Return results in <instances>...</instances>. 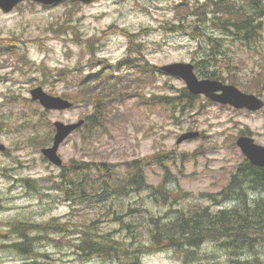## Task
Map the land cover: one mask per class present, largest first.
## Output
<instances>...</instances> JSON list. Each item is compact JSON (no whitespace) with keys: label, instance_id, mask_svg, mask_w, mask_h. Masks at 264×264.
Returning a JSON list of instances; mask_svg holds the SVG:
<instances>
[{"label":"rangeland","instance_id":"374dc122","mask_svg":"<svg viewBox=\"0 0 264 264\" xmlns=\"http://www.w3.org/2000/svg\"><path fill=\"white\" fill-rule=\"evenodd\" d=\"M207 3L101 0L90 5L67 1L44 7L24 2L11 13L0 10V146L5 148L0 151V264L26 262L10 247L22 241L15 232L20 222H24L22 227L30 226L25 229L67 223L77 232L80 223L100 217L112 205L111 199L106 205H97V200H71L57 189L56 182L64 170L68 171L72 160L107 163L121 173L124 161L149 162L145 175L152 188L128 199L120 198L124 207L117 208L125 220L137 224L130 231L145 230L141 222L149 225L155 217L166 221L175 210L222 208L201 196L219 194L228 186L245 158L236 145L239 136L252 137L264 146V108L257 112L238 110L196 96L194 109L188 103L170 109L158 105L157 96L180 97L182 90H188L186 84L167 74L156 73L153 77L137 69L143 62L157 68L188 62L195 65L199 79L205 80L196 65L207 60L211 63L203 64L205 70L219 72L224 79L221 82L264 101V18L256 22L260 24L257 40L234 37L241 35L222 30L221 25H200L201 33L220 40V54L199 31L172 29L179 23L194 24V20L211 17ZM102 67L118 84L121 97L104 104L108 120L103 121V127L86 122L68 137L58 152L63 160V167L58 168L41 150L53 143L54 122L77 123L94 114L92 102L99 97L98 92L78 91V85L86 83L90 75L97 78L94 76ZM40 86L52 96L74 102L75 107L44 110L30 95ZM189 133L198 136L177 144L182 135ZM156 159H161L165 167L159 166ZM26 180H31L33 189L27 187ZM92 192L89 188L86 197ZM103 226L118 228L110 221ZM129 234L125 229L118 235L130 241ZM30 236L36 239L44 233L32 228ZM47 236L49 239L36 243V248L49 253L52 263L122 264L110 258L81 260L70 244L77 235L66 233L62 239L49 232ZM147 242L145 237L139 245ZM258 250L264 259V248ZM196 253L203 264L226 263L231 258L228 252L212 245H204ZM131 255L142 264H183L174 254L157 248L146 255L144 247L133 249ZM252 258L253 254H245L240 260Z\"/></svg>","mask_w":264,"mask_h":264},{"label":"trees","instance_id":"16d2710c","mask_svg":"<svg viewBox=\"0 0 264 264\" xmlns=\"http://www.w3.org/2000/svg\"><path fill=\"white\" fill-rule=\"evenodd\" d=\"M205 7L211 17L204 16L202 20H194L192 21L194 24L179 23L172 29L199 31V34L211 41L212 50L216 54L221 53L220 40L205 36L206 34L200 31V25L209 26L210 23L216 26L221 25L222 30L231 32L233 35H241L234 37L257 40L256 33L257 28L260 29V24H256V22L264 18L263 0H243L241 3L239 0H208ZM192 14L195 15L194 12ZM126 62L129 63L130 60ZM204 63L210 64L211 62L201 60L196 65L201 76L224 82L219 72L205 70ZM137 69L141 73H149L151 76L156 73L163 74L159 68L147 62H143ZM94 77L97 78L92 79L91 75L88 76L86 83L78 85V91L87 92L92 89L98 92L99 97L92 102L94 114L87 116L86 120L89 126L101 128L103 121L108 120L104 112L106 111L104 104L121 97L119 94L121 92L118 91V84L111 81L110 72H104L103 67ZM232 83L236 84V82ZM182 93V96L175 98L159 95L156 102L158 105H165L170 109H173L174 105L182 107L184 103H188L189 108L194 109V101L198 98L191 95L186 89L182 90ZM173 99L178 102L173 104L171 102ZM124 162L125 169L121 173L120 170L113 169L107 163L72 160L68 171L64 170L60 181L56 182L57 189L63 190L71 200L89 203L97 200V205H106L105 202L111 199L112 205L103 210L100 217L80 223L81 228L77 232L71 230L67 223L52 222L47 225L32 226L37 231L42 230L44 233V236H37L35 239L30 236L32 228L25 229L30 226L22 227L24 222H20L15 226L17 228L15 232L22 241L10 245V247L14 248L26 261L22 264H55L51 262L54 259L50 257L49 253L36 248V243L42 239H49L47 236L49 232L59 235L62 239H65L66 233L71 236L77 235L75 241L70 242L74 249L73 253L77 254L81 260L86 261L110 258L122 264H142L131 253L133 249L140 251L144 247L145 255L157 248L174 254L183 264L192 262L203 264L198 262L195 251L204 245H212L217 250L228 252L231 258L226 263L208 264H264L262 254L258 250V247L264 248V168L254 166L244 158L237 166L235 173L232 174L228 186L221 193L201 196V199L210 202L213 206L222 207L221 209L211 211L208 207H201L193 210H175L166 221L155 217L151 219L149 225L141 222L145 230L130 231L137 224L128 222L125 220V215L118 212L120 211L117 209L118 207H124L120 198H131L136 193L141 194L152 187L147 183L145 175V167L149 162H146L145 159ZM161 162V159H156L159 166L165 167L164 162ZM30 182L31 180L25 181L27 187L33 189ZM89 188L93 192L89 197H86ZM165 192L167 193V190ZM158 193L163 192L159 191ZM154 198L157 199V197ZM224 205H228V207L224 208ZM112 214L114 217H111ZM109 221L117 223L118 228L103 226L104 222ZM133 221L135 222V220ZM125 229L127 233L131 232L129 234L130 241L118 235ZM145 237L148 242L139 245ZM53 241L60 243V240L57 239ZM135 244L137 245L134 247ZM245 254H253V258L241 261L240 257ZM235 256L237 258H234Z\"/></svg>","mask_w":264,"mask_h":264},{"label":"water","instance_id":"95a60500","mask_svg":"<svg viewBox=\"0 0 264 264\" xmlns=\"http://www.w3.org/2000/svg\"><path fill=\"white\" fill-rule=\"evenodd\" d=\"M34 2L43 6H55L64 1H74L85 5L97 3L101 0H0V10L3 13H11L22 2ZM160 70L171 77L183 80L188 91L196 96L203 95L215 103L229 105L235 109H246L257 112L264 108V101L254 94L244 93L234 85L225 84L219 80H201L196 74L195 65L188 62H177L165 65ZM32 100L39 102L47 111H65L74 107V103L62 97L48 94L43 87H36L30 91ZM85 124V120L77 123L65 124L60 121L54 122L55 135L51 146L41 150L43 156L54 166H63V160L58 152L60 146L67 138L80 129ZM198 133L182 135L177 144L186 140L194 139ZM236 145L242 154L254 166L264 168V146L258 145L252 137L239 136ZM4 146H0V151H4Z\"/></svg>","mask_w":264,"mask_h":264}]
</instances>
